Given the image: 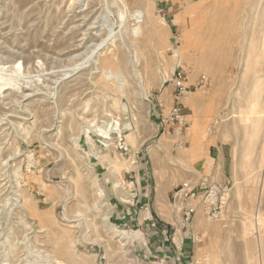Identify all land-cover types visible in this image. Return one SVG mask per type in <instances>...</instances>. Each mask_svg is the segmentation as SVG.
<instances>
[{"label": "rangeland", "instance_id": "rangeland-1", "mask_svg": "<svg viewBox=\"0 0 264 264\" xmlns=\"http://www.w3.org/2000/svg\"><path fill=\"white\" fill-rule=\"evenodd\" d=\"M177 68L209 78L185 98L231 155L219 216L167 231L169 259L186 243L187 264H264V0H0V264H152L113 179L140 156L184 180V129L148 108Z\"/></svg>", "mask_w": 264, "mask_h": 264}, {"label": "crops", "instance_id": "crops-1", "mask_svg": "<svg viewBox=\"0 0 264 264\" xmlns=\"http://www.w3.org/2000/svg\"><path fill=\"white\" fill-rule=\"evenodd\" d=\"M155 99H161L164 102L165 110L161 109L155 103ZM185 99L184 97L180 101L184 113V122L178 128L177 124L162 122L159 114L160 111H163L162 115L165 116L166 108L175 104L173 87L166 85L163 91L154 96L153 101L148 103V108L156 129L159 132L161 131L162 134L173 132L174 135H177L175 133L184 129L180 133L181 136H175L176 141L173 146L176 152H185L186 154L185 158L179 161V163H188L187 165L189 167V170L183 172V181L190 180L193 183H200L203 180L220 184L228 182L231 151H228L227 147L218 140L210 141V138H215L216 135L203 134V127L205 125L202 117L203 103H194L190 99ZM141 158L140 156L137 158L134 157L135 163L129 162V166L125 167L120 174L117 173L113 179L119 185L124 186L125 191L127 190L128 192L126 194L127 201H120L119 210L121 217L126 219V216H130L129 218L132 219L133 216H136L140 223L145 222L144 225L147 228V235L150 234L151 236L146 248L148 251L155 253L153 255L154 258L152 256V264H177L176 261H170L169 259V248L172 247L173 250L174 248L170 245V242L165 243L164 236L167 231L170 232L173 229V226L175 228L178 226L180 229L179 221L181 217L179 202L173 199V191L183 181L180 182L179 180L178 185L174 188L168 182L163 185L160 181V175H156L154 171L142 163ZM172 188L171 197L169 198L168 195ZM132 194H135L134 199L131 198ZM166 199H168L169 203L166 202ZM190 202L196 209L194 216L199 207L205 210V206L201 200H191ZM138 207L144 209L145 212L138 210ZM141 213L143 215L139 217ZM153 220L157 223L155 227L151 226ZM183 224V227L185 225L188 226V224ZM157 237L160 238V243L155 240ZM189 253L190 251L185 243L180 251L181 257L179 264L188 263Z\"/></svg>", "mask_w": 264, "mask_h": 264}, {"label": "built area", "instance_id": "built-area-1", "mask_svg": "<svg viewBox=\"0 0 264 264\" xmlns=\"http://www.w3.org/2000/svg\"><path fill=\"white\" fill-rule=\"evenodd\" d=\"M189 73L183 68H177L173 71L172 76L169 79L168 85L173 87V99L175 104L166 108V115L163 116V111H160V119L162 122H170L182 125L184 122V113L182 106L180 105L181 99H183L191 91L205 92L210 87V80L205 74H200L194 83H189ZM152 100H149L151 102ZM155 103L165 110L164 102L161 99H155ZM120 136V135H119ZM121 137V136H120ZM118 149L121 153L128 151V146L122 141V138L118 140ZM226 190V184L222 185L215 182L201 181L200 183H193L190 180L183 181L173 191V199L177 200L180 208V217L183 223L188 224L192 221L195 214V207L191 204V200H201L205 206V209L211 218H217L221 212L222 205L225 200L224 191ZM132 199L135 198V194H132ZM151 226H157L156 221L151 222ZM175 248L178 251L182 250V246L176 245ZM176 262L180 263V257H176Z\"/></svg>", "mask_w": 264, "mask_h": 264}, {"label": "bare ground", "instance_id": "bare-ground-1", "mask_svg": "<svg viewBox=\"0 0 264 264\" xmlns=\"http://www.w3.org/2000/svg\"><path fill=\"white\" fill-rule=\"evenodd\" d=\"M139 13H140V16L142 17L141 12H139ZM205 28H206V27H205ZM199 29H200V28H199ZM197 31H198V30H197ZM209 31H210V30H209ZM209 41H210V40H209ZM214 44H216V42H215ZM208 47H210V46H208ZM208 47H207V48H208ZM211 47H212V46H211ZM205 48H206V47H205ZM212 48H213V47H212ZM203 49H204V48H203ZM208 49H209V48H208ZM204 50H206V49H204ZM204 52L206 53V52H208V51H204ZM206 65H207V64H206ZM208 66H210V65H209V61H208ZM253 104H254V103H253ZM253 106H254V105H253ZM254 107H255V106H254ZM257 126H258V122H257V124H256V128H255V130H257V128H258ZM254 132H255V131H254ZM257 132H258V131H257ZM250 138H251V137H250ZM250 142H251V141H250ZM250 144H251V143H250ZM250 144H248V145H249V148L251 147ZM248 150H249V149H248ZM244 156H245V155H244ZM246 158H247V157H246ZM246 158H245V159H246ZM247 159H248V158H247ZM247 159H246V160H247ZM253 196H254V195H253Z\"/></svg>", "mask_w": 264, "mask_h": 264}]
</instances>
